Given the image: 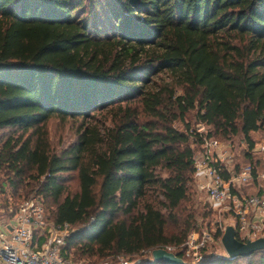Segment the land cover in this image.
<instances>
[{
	"label": "trees",
	"instance_id": "1",
	"mask_svg": "<svg viewBox=\"0 0 264 264\" xmlns=\"http://www.w3.org/2000/svg\"><path fill=\"white\" fill-rule=\"evenodd\" d=\"M102 111L108 125L91 120ZM54 117L84 121L66 148L41 130ZM5 129L0 218L37 195L47 219L70 224L61 252L73 260L178 246L202 214L195 149L249 131L264 141V0H0ZM71 171L73 193L62 176ZM184 262L264 264V249Z\"/></svg>",
	"mask_w": 264,
	"mask_h": 264
},
{
	"label": "built area",
	"instance_id": "2",
	"mask_svg": "<svg viewBox=\"0 0 264 264\" xmlns=\"http://www.w3.org/2000/svg\"><path fill=\"white\" fill-rule=\"evenodd\" d=\"M220 146L217 139L205 138L200 154L194 156L197 186L204 191L213 209L228 214L238 241L247 243L264 238V171L246 163L237 168L233 164V173H230L227 164H221V158L225 157ZM220 166L225 167L226 175ZM71 231L69 223L47 219L39 197L29 195L18 203L10 218L0 219V264H87L67 258L61 252ZM220 235L221 232L191 231L180 245L159 248L180 258L191 256L197 263L205 259L203 250L209 242L222 238L223 234ZM153 250H146L151 258ZM95 264L130 263L121 257L114 262L101 260Z\"/></svg>",
	"mask_w": 264,
	"mask_h": 264
},
{
	"label": "rangeland",
	"instance_id": "3",
	"mask_svg": "<svg viewBox=\"0 0 264 264\" xmlns=\"http://www.w3.org/2000/svg\"><path fill=\"white\" fill-rule=\"evenodd\" d=\"M168 76V72H160L154 77L153 84L156 85L168 80ZM180 93L181 91L177 90L175 92V95H179ZM97 115L98 116H96L95 119L91 120L95 121L101 119L105 121L107 125L109 124V114H107L105 111H102L99 112ZM186 121L189 122V124H191L193 127L197 128V130L200 132L205 133L208 130L206 126H203L201 124H195V121L193 119V113L187 115ZM82 122L84 121H71L70 119L62 121L54 117L49 119L44 125H42L41 130L46 132L45 135L47 136L49 142H51V146L56 147L57 149H62L66 148L69 144H71L77 139L79 133V126ZM173 125L178 130H184V122L180 120H175L173 122ZM7 132L8 129L0 130V137L2 136V138L4 139L5 136H7ZM28 132H30V130ZM245 138H251L253 140V149H249V145L245 141ZM218 141L221 144L220 151L223 152L222 154L225 157L221 158V164H227V168L230 173H233V164L239 167L246 163H251L255 165L260 172L264 171V141L260 133L249 131L248 133L245 132L243 136L238 138ZM200 151L201 150L195 149L194 156H198L200 154ZM220 168L221 172H227L225 167L220 166ZM62 176L64 178V184H66L67 186V191H69L70 193L78 191L79 181L77 178V171L66 172L63 173ZM30 195L33 194L31 193ZM191 198L192 200H194V204L192 207L198 209V211L202 213L200 216H196L198 229L193 231H199L200 233L202 231H209L211 234H217L221 232L222 235L227 226H233V222L228 216V214L221 213L219 210L213 209V207L210 206L206 199V194L204 193V191H201L198 188L195 178L192 183ZM0 219L2 221L5 218L3 217ZM220 238H213V240L210 241L208 246L203 250V254H205L206 256L203 261H207L216 256L227 257V254L220 241ZM121 257L127 259L130 264H139L147 258L150 259L151 255L148 251L145 250L132 256L117 255L115 257H106L102 260L107 262H114ZM182 259H184V261L193 262L192 257L188 255H182ZM80 261L91 263V261L97 262L101 260L92 257Z\"/></svg>",
	"mask_w": 264,
	"mask_h": 264
},
{
	"label": "water",
	"instance_id": "4",
	"mask_svg": "<svg viewBox=\"0 0 264 264\" xmlns=\"http://www.w3.org/2000/svg\"><path fill=\"white\" fill-rule=\"evenodd\" d=\"M221 243L227 254V258L248 256L256 250L264 249V238H259L252 242L242 243L236 239L235 230L231 225L225 228L221 238ZM152 259L163 260L169 264H185L180 257L163 248H155L152 251Z\"/></svg>",
	"mask_w": 264,
	"mask_h": 264
}]
</instances>
